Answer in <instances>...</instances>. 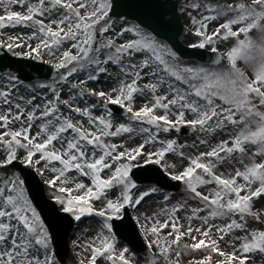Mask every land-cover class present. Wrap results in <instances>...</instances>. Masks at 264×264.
Masks as SVG:
<instances>
[{"label": "snow or ice", "instance_id": "6c2138e0", "mask_svg": "<svg viewBox=\"0 0 264 264\" xmlns=\"http://www.w3.org/2000/svg\"><path fill=\"white\" fill-rule=\"evenodd\" d=\"M0 7V30L30 29L0 49L55 74L23 95L18 76L0 77V264H59L16 163L48 186L56 220L93 219L91 237L72 241L79 264H264V0H185L188 46L213 54L207 64L183 61L143 22L113 21L111 0ZM125 7L173 27L155 0ZM185 128L190 144L171 138ZM149 165L163 176L143 187L134 169L159 175ZM164 177L183 185L180 200ZM137 232L143 261L120 238Z\"/></svg>", "mask_w": 264, "mask_h": 264}, {"label": "water", "instance_id": "95a60500", "mask_svg": "<svg viewBox=\"0 0 264 264\" xmlns=\"http://www.w3.org/2000/svg\"><path fill=\"white\" fill-rule=\"evenodd\" d=\"M183 1L184 0H155V2L164 5L163 11L168 13V15L165 16V20H171L173 23V27L171 29L161 28L156 23H154L151 18L129 11L125 7V5L129 3L130 0H111L113 4L111 15L112 18L118 20L126 19L135 23L143 22V24L148 26L149 30L153 31V34L156 35L158 39L165 41L169 45V47L177 52V54L182 59L195 60L200 63L207 64L210 62V58L213 56V54L203 53L202 51L186 48L179 41V37L184 32V27L181 24V18L178 13V8L180 3H182ZM5 65H7V67H4ZM0 68L6 71H15L17 74L16 76H18L19 79L23 81L54 78V75L50 72V70L44 67L42 64L19 58H12L1 49ZM31 73H35L36 76H32ZM113 110L116 113L120 112L114 108ZM187 133H190L189 129H183L181 131V134ZM13 168H15L20 173L22 178L25 179L26 191L30 199H32L33 205L36 207L42 219L45 221L46 226L49 227L56 257L59 262L63 264L68 254L67 240L69 233L73 227V221L71 225H69L66 222L56 220L53 214V209L56 207V205L45 198L43 188L41 187L40 182L35 178L34 174L29 170L18 166L17 164H15ZM147 168L154 167L148 166ZM134 174L137 177L138 183H149L152 180L160 179L162 177V174L160 172L159 175L147 172L142 173L140 169L136 170ZM161 182L165 185V189L175 191L180 190V185L170 183L164 178ZM120 238H123V240L127 243L129 240H131L132 242L131 244H129V246L135 252L144 251L141 243L137 239V236H135V238H132L128 233H121Z\"/></svg>", "mask_w": 264, "mask_h": 264}, {"label": "rangeland", "instance_id": "374dc122", "mask_svg": "<svg viewBox=\"0 0 264 264\" xmlns=\"http://www.w3.org/2000/svg\"><path fill=\"white\" fill-rule=\"evenodd\" d=\"M182 6L180 7L179 12L181 14L182 24L186 27L187 25H189V20H188L187 15L183 12ZM14 10L20 11L19 6H16L14 8ZM3 12H4L3 7H0V14H3ZM113 21H116V20H113ZM29 33H30V29H24V28L0 30V41L6 40L7 37H8V35H10V34L11 35L26 36ZM195 39L196 38L191 34V32L186 30V34L183 37H181V42L184 45H187L188 46L189 43L194 42ZM31 43L34 45L35 44V41H32ZM28 50L29 49L27 47H23V48H20V49H16L15 51L16 52H20V53H24V52H27ZM10 55H12V53H10ZM12 56H14V55H12ZM14 57H24V56L23 55H20V56H14ZM185 62H187L189 64H195L196 63V62H192V61H185ZM11 74L12 75H15V73H13V72ZM8 75H9V73H1L0 74V77H7ZM52 82H53V80L52 81H46V80H44V81H37V82H32V83H22V82H19V84L16 85V88L19 89L20 94L23 95L24 94V88H25V86H27V87L30 88L33 85H37V84H40V83H49V84H51ZM73 82L75 83V82H78V81L73 80ZM89 84H90V86H94L97 89H99V88H101V87L104 86L103 80H101L99 83L89 82ZM13 91L15 92L16 89H13ZM38 92H41L42 93L43 90H38ZM63 98H66V94L64 95ZM89 100H91V98H89ZM94 114H99V113L96 112ZM118 117H119L120 120H124V117H120V116H118ZM170 135H171V138L176 139L179 144H190L193 141V139L195 138V135L196 134L194 132H192L191 134H188L186 136H173L174 134H170ZM185 151H187V150H185ZM168 162L169 163L175 162L177 164V166H179V163H180L179 162V158L178 157H174V156H169L168 157ZM12 172H15V171L12 170ZM0 175H3V173H0ZM41 180H42V178H41ZM147 186L148 185H145L143 187H147ZM44 188H45V194H46V196L49 199H51V196L49 195L50 190L48 189V186H45ZM166 193L171 194L174 197L173 202H175L176 200H180L182 198V196H183V192H179V193L166 192ZM154 203H155V198L149 199L144 204L143 208H150V206H152ZM258 207H259V205H258ZM196 223L198 224L199 221H197ZM95 227H96V225L93 223V219L92 218H84L83 219V223H80L79 224V227L76 225L74 231L72 232V236L70 238V241H69L70 252H69V256H68V259L66 260V263L65 264H79L80 260L85 257L86 253L81 248H74L73 247V244H72V241L75 240L77 237H83L84 239L90 238L91 235H92V231L91 230L94 229ZM222 247H224V246L222 245ZM132 254L134 256L139 257V259L141 261H143L146 257L151 256V252L150 251H148L145 254L144 253L143 254H136L134 252ZM184 259H185V264H187V260L188 259H195V257L194 256H192V257H185ZM214 260H215V257H214Z\"/></svg>", "mask_w": 264, "mask_h": 264}]
</instances>
